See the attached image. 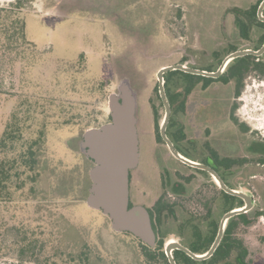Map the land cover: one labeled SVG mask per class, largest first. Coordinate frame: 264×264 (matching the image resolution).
Masks as SVG:
<instances>
[{
    "label": "rangeland",
    "instance_id": "rangeland-1",
    "mask_svg": "<svg viewBox=\"0 0 264 264\" xmlns=\"http://www.w3.org/2000/svg\"><path fill=\"white\" fill-rule=\"evenodd\" d=\"M11 1L0 0V5ZM257 3L258 0H32L27 3L26 38L42 54L33 59L32 68L25 72L29 83L22 89L18 86L22 64L16 63L12 68L8 64L3 66L6 71L3 87L8 92L33 93L55 98L57 102L66 99L72 102L70 111L74 117L70 125H53L47 129L45 143L38 152L37 191L28 189V183L15 209L8 202H0V264H41L49 254L58 255L66 264L67 254L82 250L88 253V264H145L139 240L115 232L107 216L85 203L92 162L79 150L82 133L109 120L107 95L116 91L120 79L128 77L137 91L139 134V161L132 173L131 198L133 204L150 206L159 185V162L178 160L156 137L152 103L157 108L159 125L164 115L158 70L176 63L216 70L231 49L259 48L264 29L252 25L248 35L242 37L231 10L249 9ZM80 55L84 56V66L77 65ZM261 60L264 62V53ZM61 70L69 74L80 72L67 77L70 87H76L75 93L66 90ZM184 83L183 78L173 76L168 91L179 92ZM199 86L200 83L187 96L184 111L174 103L173 117L184 131L179 150L199 159L208 151V145L222 152L233 148L237 157L244 156L245 163L235 170L234 187L250 193L255 205L247 213L253 221L235 235L248 248L251 263L264 264V218L255 215L257 210H264V160L248 151L252 141L264 139V74L257 70L250 72L238 96L232 83L213 81L206 90ZM15 103L12 95L0 99V128ZM233 104H236L234 116L246 129L230 121ZM228 136L234 138V146L227 143ZM191 170L194 169L186 168L187 173ZM192 176L197 178V184L205 180L195 172ZM184 218V213H177L171 224L173 232L178 234L170 233L165 243L172 239L186 245L180 232ZM28 224L39 235L42 231L53 232V243L43 246L39 241L33 254H21V245L13 244V240L20 242L23 235L17 227Z\"/></svg>",
    "mask_w": 264,
    "mask_h": 264
},
{
    "label": "trees",
    "instance_id": "trees-1",
    "mask_svg": "<svg viewBox=\"0 0 264 264\" xmlns=\"http://www.w3.org/2000/svg\"><path fill=\"white\" fill-rule=\"evenodd\" d=\"M260 1L261 0H258V3L254 4L249 9L240 7H233L231 9L235 15L236 27L242 37L248 35L252 25L260 26L264 29V22L260 21L257 16V7ZM31 2L32 0H13L6 5H0V99L8 95H12V97L16 98L13 111L4 120L0 128V202H8L13 206V209H15L18 198L22 195L23 191H25L28 183L30 184L28 189L34 193L37 191L36 182L39 175L38 152L40 146L45 143L47 129L53 125L54 127L70 125L74 117V114L70 111L72 102L66 99L58 101V103L55 98L42 95L38 96L33 93L24 94L22 91L18 90L8 92L3 87L4 76L6 75L3 66L8 64V66L12 68L16 63L22 64V70L18 80V86L22 89L24 84L27 85V83H29V80L26 78V73L32 68L33 59H37L41 56L40 54H42V52L36 48L35 44L26 38L25 34L24 12L27 10L26 8H28L27 3L30 4ZM262 38V41H264V34ZM236 49L237 48H233L230 51ZM76 61L77 65L84 66L83 55H80ZM255 70L259 71L260 74H264V62L261 60V56L245 55L234 58L227 65L225 71L217 78L187 73L182 70H171L166 72L164 85L168 100L172 107V113L174 111V103H177V108L179 110H185L186 97L199 83L202 89L206 88L207 85L214 80L226 84L232 83L234 85V94L238 96L241 89L244 87L245 77ZM11 72L12 74L14 73L13 70ZM60 73L61 75H65L64 82L67 86L66 90H68L69 93H75L77 91L76 87H70L67 77L70 75L72 78L74 74H79L80 72L77 70L74 71L73 74H69L67 70H61ZM173 76L183 78L185 83L181 91L170 93L168 91V84L171 82ZM56 108H58V114H55ZM235 108L236 104H233L230 114L231 119L241 129H246L245 125L240 124L234 116ZM152 111L155 120L156 137L158 141L163 142L159 133L157 108L153 103ZM53 117H56V120H52ZM172 127L174 129H172ZM172 130L179 138L184 137L183 129L173 116L170 117L166 131L170 134ZM249 150L253 154H259V160L263 161L264 139L252 141ZM243 160L245 159H241V161ZM187 179H189V177H187ZM224 195L229 196L227 193H224ZM205 197L206 195L203 196V198ZM196 202L194 198L192 202L188 203L181 200L176 202L159 200L157 202V226L153 225L156 233L155 246L151 247L144 244L136 237L139 240L140 253L145 264H170L164 250V243L166 237L170 233L178 234L176 231L173 232L171 221L177 217L178 212H182L185 215V211H187L192 214V210L197 207ZM131 204L130 202L129 205ZM201 204L208 210L207 215H204L205 218L209 215L211 203L207 199H202ZM234 205H242V200L237 196H234ZM163 210H165V212H163ZM255 215L257 217L260 215L264 217V210H257ZM194 218L195 216L191 215L185 222L194 220ZM252 221L253 219L249 218L247 213L234 216L227 223L218 247L207 259L195 260L182 250H173V256L177 264H252L248 257V248L245 246L243 240L235 235L237 230L249 225ZM183 225L184 223L182 222L181 227ZM22 226H20V228L17 227V230L19 232L21 231L23 235L20 242L17 243L13 240V244L21 245V254H23V252L33 254L34 245L39 241L43 246L44 244L53 243L54 238L51 237L53 232L45 234V232L42 231V234L39 235L29 224L24 228H22ZM192 230V237L202 243H189L186 244V246L196 253H201L206 251L211 245L216 235L217 224H214L213 227L208 230L201 229L198 225L194 224ZM123 233L132 235L129 232ZM60 258L61 257L58 255L49 254L44 256V260L41 264H63ZM88 259V253L85 250L77 254L69 253L65 257L66 264H88ZM20 260H22L21 257Z\"/></svg>",
    "mask_w": 264,
    "mask_h": 264
},
{
    "label": "water",
    "instance_id": "water-1",
    "mask_svg": "<svg viewBox=\"0 0 264 264\" xmlns=\"http://www.w3.org/2000/svg\"><path fill=\"white\" fill-rule=\"evenodd\" d=\"M263 10L264 0H261L257 7V16L262 22H264ZM263 53L264 41L257 49L243 48L230 52L222 59L216 70H204L176 63L162 66L157 72L159 96L164 106L159 132L171 154L190 166L207 169L221 188L244 200L242 206L230 209L222 216L217 234L206 251L196 253L175 240L165 243L164 250L170 264H177L173 256L175 249L184 251L195 260L209 258L223 237L228 219L251 209L254 199L246 191L227 187L210 167L186 157L174 146L166 134L171 106L165 91L164 74L171 70H182L216 78L225 71L227 65L234 58L244 55L260 56ZM107 108L110 119L98 126L86 128L79 141L80 151L93 161L88 169L90 185L85 203L89 208L98 210L107 216L110 226L115 232H129L144 244L153 247L156 244V235L147 207L140 203L129 205V175L130 171L137 167L139 161V134L137 129V91L132 87L128 77L120 79L116 91L107 95Z\"/></svg>",
    "mask_w": 264,
    "mask_h": 264
},
{
    "label": "flooded vegetation",
    "instance_id": "flooded-vegetation-1",
    "mask_svg": "<svg viewBox=\"0 0 264 264\" xmlns=\"http://www.w3.org/2000/svg\"><path fill=\"white\" fill-rule=\"evenodd\" d=\"M230 52H232V51H230ZM253 56H255V55H253ZM196 68H200V69H204V70H210V71L214 70V69H212V67H205V66H198ZM205 77H207V76H205ZM212 78H214V77H212ZM214 81H218V80H214ZM211 82H213V81H211ZM211 82L207 85V87L211 84ZM164 83H165V81H164ZM199 87L201 88V84ZM207 87L204 89L201 88V90H206ZM230 114H229L230 121L233 123L234 126L237 125L231 119ZM171 116H173L172 107H171L170 117ZM227 117H228V115H227ZM109 119H110V116H109ZM169 120H170V118H169ZM168 123H169V121H168ZM166 129H167V127H166ZM166 134L170 138V140L172 141L174 146L177 148V150L180 151L179 150V148H180L179 142L183 138H179L176 135V133H174L173 130L170 134H168L166 131ZM228 139L229 140L227 143L233 144L232 146H234V144H235L234 138L233 137L229 138V136H228ZM162 143L165 145L168 153L173 158H175L171 154V152H170V150H169V148H168V146L164 140ZM207 149H208V151L206 153L203 152L202 156L199 159L190 158V157L186 156L185 154H183L182 152L181 153L183 155H185L186 157L192 159V160L198 161L199 163L210 167L227 187L235 189V187H234V179H235V174H236L235 170L237 167H239L240 165L245 163L246 159L244 158V156L237 157L235 155V151L233 148L231 150H227L226 152H222L221 149L213 148L212 146L207 145ZM248 151L251 152L249 150V148H248ZM82 155L85 158H87L83 153H82ZM87 159L90 160L93 164V161L91 159H89V158H87ZM241 159H245V160L241 161ZM159 164H160V167H159L160 171L158 172L159 185H157V190L155 189L156 190L155 191L156 196L153 199L152 204L148 207L146 206L149 213H150L152 226L153 225L157 226L156 214H157V202L159 200H163V201L169 200L171 202H173V201L176 202L178 200H181V201H185L186 203H188V202H192V199L194 198V201H197L196 202L197 210H196V208H195V210H192L193 211V212H191L192 214L185 211V215H184L185 218L182 220L184 225L181 227L182 229L180 230V232H181V235L183 236L182 238L185 239L186 243H184V244H189V243L201 244L202 243V242L198 241L196 238L192 237V231H193L192 226L194 224L198 225L201 229H205V230L211 229L214 224H217V230H216V234H217L219 224H220V220H221L222 216L227 211H229L230 209H233L235 207H240L244 204V200L241 197L237 196L242 200V205L235 206L234 205V196H236V195L230 194V193L226 192L223 188H221V186L214 179L213 175L207 169L190 166V165H188V164H186L180 160L168 161L165 163L159 162ZM187 167L190 169H194V170H191V172L187 173L186 172ZM133 170H135V168L130 171V175H129V178H130V194H129L130 198L129 199H130L131 203H132L131 182H132V178H133V174H132ZM194 172H195V175H201L202 178L205 177V180H203L197 184L196 183L197 178L192 176V173L194 174ZM187 177H189V179H187ZM224 193H227L229 196H225ZM204 195H206L205 198H203ZM202 199H207L211 203L209 215L205 218H204V215H207L208 210H206L204 205L201 204ZM140 204H142V203H140ZM254 205H255V199H254V204H253L252 208L249 209L247 212H244V213H248L250 210H252ZM198 210H200V211L196 212ZM163 212H165V210H163ZM240 214H242V213H240ZM191 215L195 216L194 220H189L188 222H185V220H187V218H189ZM233 217L228 219L227 223ZM260 217H263V216L260 215ZM227 223H226V225H227ZM154 232H155V230H154ZM155 235H156V233H155ZM171 241H173V240L172 239L167 240V242H171Z\"/></svg>",
    "mask_w": 264,
    "mask_h": 264
},
{
    "label": "bare ground",
    "instance_id": "bare-ground-1",
    "mask_svg": "<svg viewBox=\"0 0 264 264\" xmlns=\"http://www.w3.org/2000/svg\"><path fill=\"white\" fill-rule=\"evenodd\" d=\"M171 242H173V241H171ZM170 243V242H169Z\"/></svg>",
    "mask_w": 264,
    "mask_h": 264
}]
</instances>
